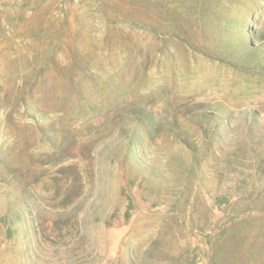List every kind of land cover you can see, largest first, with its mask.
<instances>
[{
	"label": "rangeland",
	"instance_id": "obj_1",
	"mask_svg": "<svg viewBox=\"0 0 264 264\" xmlns=\"http://www.w3.org/2000/svg\"><path fill=\"white\" fill-rule=\"evenodd\" d=\"M0 264H264V0H0Z\"/></svg>",
	"mask_w": 264,
	"mask_h": 264
}]
</instances>
